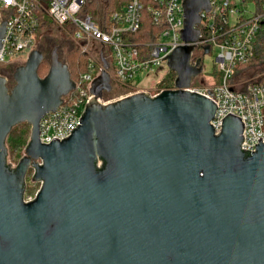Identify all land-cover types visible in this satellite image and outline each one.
Segmentation results:
<instances>
[{
    "label": "water",
    "instance_id": "obj_1",
    "mask_svg": "<svg viewBox=\"0 0 264 264\" xmlns=\"http://www.w3.org/2000/svg\"><path fill=\"white\" fill-rule=\"evenodd\" d=\"M184 9L185 45L166 57L174 87L103 104L113 87L101 56L94 98L64 140L40 141L41 120L76 89L59 48L43 78L39 49L12 85L0 75V264H264V143L242 150L245 123L233 114L216 134L218 105L190 90L204 72L192 60L211 3ZM7 23L0 13V49ZM23 123L31 136L14 167L6 141ZM30 171L41 188L26 202Z\"/></svg>",
    "mask_w": 264,
    "mask_h": 264
},
{
    "label": "built area",
    "instance_id": "obj_2",
    "mask_svg": "<svg viewBox=\"0 0 264 264\" xmlns=\"http://www.w3.org/2000/svg\"><path fill=\"white\" fill-rule=\"evenodd\" d=\"M184 2L128 0L121 9L97 17L87 10L85 0H0L1 18L8 21L1 42L0 75L10 82L13 72L9 69L19 62L18 57H25L26 61L34 50L41 38L38 35L41 18L46 15L88 57L86 71L75 81L76 89L64 97L63 105L41 120L40 141L43 144L61 141L78 129L87 105L94 98L92 84L103 71L101 56L110 64L111 93L118 88L123 90L116 99H106L108 93H105L99 100L101 103L108 104L140 92L151 93L135 82L144 73L167 65L166 57L185 45L181 37ZM210 3L211 11L201 13V36L195 43L192 61L202 57L195 53L198 49L203 54L206 46L211 47L210 53L218 49L220 81L202 87L192 84L190 90L208 96L218 105L211 121L216 134L221 132L223 119L229 114L242 118L245 140L241 149L256 152L259 140L264 143V73L240 81L235 76L240 66L247 65L255 56L258 38L264 31V0H210ZM146 18L161 29L157 39L145 43L133 41L132 37L140 33ZM67 26L74 30L72 34ZM34 198H25V201Z\"/></svg>",
    "mask_w": 264,
    "mask_h": 264
},
{
    "label": "trees",
    "instance_id": "obj_3",
    "mask_svg": "<svg viewBox=\"0 0 264 264\" xmlns=\"http://www.w3.org/2000/svg\"><path fill=\"white\" fill-rule=\"evenodd\" d=\"M86 8L92 9V14L95 15V10L98 8L100 3H104L107 7L108 13H113L119 9H121L128 0H85ZM46 18L43 16L41 18L40 28L38 31V35L42 36L43 34L54 32V29ZM161 31L160 28L156 27L150 18H146L144 21V25L140 33L134 35L132 40L135 42L145 43L155 41L157 39L158 33ZM69 70L71 73V77L74 81H77L79 76L86 71L88 65V57L81 52L78 48L73 51L69 57ZM49 71V64L44 62L40 69L39 75L40 77H45ZM264 73V31L258 38L255 50V56L250 63L247 65L240 66L239 70L236 73L235 80H247L249 78L255 77L257 75H261ZM172 78L168 80H164L160 83L161 89H171L174 87V81L176 78V74L172 73ZM264 79V76L262 77ZM218 82L220 81V76L218 77ZM217 82V83H218ZM216 82H212L211 84H215ZM198 83L194 81L193 85L195 87H201L197 85ZM12 85V82H11ZM31 136V127L27 123L20 124L14 127L9 134L6 144L9 151L12 155H17L19 150H23L29 143ZM29 191H25L27 195Z\"/></svg>",
    "mask_w": 264,
    "mask_h": 264
},
{
    "label": "rangeland",
    "instance_id": "obj_4",
    "mask_svg": "<svg viewBox=\"0 0 264 264\" xmlns=\"http://www.w3.org/2000/svg\"><path fill=\"white\" fill-rule=\"evenodd\" d=\"M90 13L94 10L87 9ZM108 10L104 3H100L98 8L95 10V16H100L102 14H107ZM46 20L53 25L54 32H49L46 34H43L41 38L38 39V43L35 46L34 49H39L42 51L46 56V61L48 64L50 63L52 53L56 47L59 48V54L60 58L63 62L69 63V57L73 51L78 49L76 43L74 40L69 36V34L62 29L61 27L57 26L52 22V20L46 15ZM69 32L72 34L74 32L73 29L70 28V26H67ZM91 49V47H88ZM197 55L203 57V63H204V72L201 74L195 82H197V85H200L201 87L204 85L211 84L213 81L218 82V77L220 76V73L218 71V65H217V55H218V49H214L210 54L204 55L203 51L198 49L195 52ZM19 62L16 63L13 67L17 68L21 65L25 64V57H18ZM172 71L168 68L167 65H163L161 68L157 69L154 72L144 73L143 76H140L135 84L139 87L146 88L148 90H151V95L156 96L158 92L161 89L160 83L164 80H168L172 78ZM122 89L118 88L113 93L106 94L105 98L110 99H116L120 97V93H122ZM31 127V126H30ZM25 156V149L19 150L17 155H12V153L8 149V160L10 163L16 167L19 161ZM33 172L30 171L27 179H26V191H29L28 194H25V198L34 197L36 196L37 192L41 188L40 183H36L32 180Z\"/></svg>",
    "mask_w": 264,
    "mask_h": 264
},
{
    "label": "flooded vegetation",
    "instance_id": "obj_5",
    "mask_svg": "<svg viewBox=\"0 0 264 264\" xmlns=\"http://www.w3.org/2000/svg\"><path fill=\"white\" fill-rule=\"evenodd\" d=\"M9 70H10V72H14L15 68L11 67Z\"/></svg>",
    "mask_w": 264,
    "mask_h": 264
}]
</instances>
